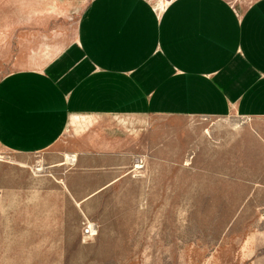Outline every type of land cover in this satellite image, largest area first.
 <instances>
[{"label": "rangeland", "instance_id": "rangeland-1", "mask_svg": "<svg viewBox=\"0 0 264 264\" xmlns=\"http://www.w3.org/2000/svg\"><path fill=\"white\" fill-rule=\"evenodd\" d=\"M91 1L0 0V80L69 45ZM87 125L48 153L0 147V264H264V145L250 121L104 118L83 137ZM105 137L127 165L84 169L116 160ZM92 180L114 182L77 207Z\"/></svg>", "mask_w": 264, "mask_h": 264}, {"label": "crops", "instance_id": "crops-1", "mask_svg": "<svg viewBox=\"0 0 264 264\" xmlns=\"http://www.w3.org/2000/svg\"><path fill=\"white\" fill-rule=\"evenodd\" d=\"M230 116L250 121L264 145V0H92L69 45L0 80V147L18 156L54 151L80 122L87 137L104 118ZM102 142L116 160L84 169L125 168L120 140ZM113 182L92 180L73 201Z\"/></svg>", "mask_w": 264, "mask_h": 264}, {"label": "bare ground", "instance_id": "bare-ground-1", "mask_svg": "<svg viewBox=\"0 0 264 264\" xmlns=\"http://www.w3.org/2000/svg\"><path fill=\"white\" fill-rule=\"evenodd\" d=\"M67 160H68V162L70 163V164H73L72 162H74V160H75V158H67ZM90 226H92V225H90ZM93 230V229H92ZM94 231V230H93Z\"/></svg>", "mask_w": 264, "mask_h": 264}, {"label": "built area", "instance_id": "built-area-1", "mask_svg": "<svg viewBox=\"0 0 264 264\" xmlns=\"http://www.w3.org/2000/svg\"><path fill=\"white\" fill-rule=\"evenodd\" d=\"M167 3V2H166ZM159 12V11H158ZM93 229V228H92ZM91 228H86V230H85V233H89V234H91L92 232H93V230H92Z\"/></svg>", "mask_w": 264, "mask_h": 264}]
</instances>
